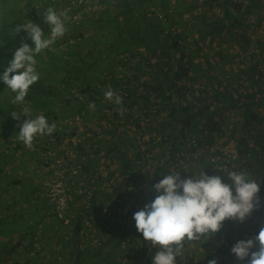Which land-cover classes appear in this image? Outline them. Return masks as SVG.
<instances>
[{
    "label": "trees",
    "instance_id": "16d2710c",
    "mask_svg": "<svg viewBox=\"0 0 264 264\" xmlns=\"http://www.w3.org/2000/svg\"><path fill=\"white\" fill-rule=\"evenodd\" d=\"M22 6L30 9L22 23L34 22L46 37V9L68 14L65 36L35 57L40 79L25 98L37 105L35 117L57 124L35 146L47 152L48 175L33 184L20 165L33 186L27 194L45 199L53 223L39 231L28 224L30 214L3 215L15 228L0 241V264H151L156 249L137 232L134 213L155 198L152 186L163 175L180 171L188 178L201 170L225 183L229 171L245 172L260 184L261 204L245 223L225 222L207 242L186 246L177 264H247L231 248L264 227V0H30ZM109 86L123 98L121 106L105 99ZM2 147L13 158L6 166L16 170L15 153L27 148L18 139ZM58 159L71 192L68 224L44 195L49 166ZM23 177L16 171V209L24 201Z\"/></svg>",
    "mask_w": 264,
    "mask_h": 264
},
{
    "label": "clouds",
    "instance_id": "9594fccd",
    "mask_svg": "<svg viewBox=\"0 0 264 264\" xmlns=\"http://www.w3.org/2000/svg\"><path fill=\"white\" fill-rule=\"evenodd\" d=\"M67 19L66 11L48 7L43 18L50 27L47 37L41 27L30 20L16 26L15 36L25 32L34 47L22 43L0 75V81L14 94L12 105H25L20 114L13 111L11 117L14 120H20L21 115L28 117L19 125L17 139L30 150H34L37 137L51 136L57 129V124H49L42 114L31 118V109L26 105L25 98L40 79L35 57L65 36ZM105 99L117 106L123 103V98L111 86L105 92ZM95 109L96 103L89 102V110ZM119 112L123 115V107ZM227 179L231 183H225L222 176H210L204 170L191 173L188 178H182L180 171H172L152 186L157 195L133 215L135 228L143 241L156 249L151 264H177L186 246L207 242L223 229L225 222L243 224L251 218L261 204L260 184L243 171H229ZM231 253L241 262L264 264V227L254 237L238 241ZM208 264H218V261L212 259Z\"/></svg>",
    "mask_w": 264,
    "mask_h": 264
},
{
    "label": "rangeland",
    "instance_id": "374dc122",
    "mask_svg": "<svg viewBox=\"0 0 264 264\" xmlns=\"http://www.w3.org/2000/svg\"><path fill=\"white\" fill-rule=\"evenodd\" d=\"M29 3L30 0H0V75L3 74L5 68L8 66V62L12 59L13 51L20 47L22 43H28L27 35L22 37V33H20L19 35L15 36L13 29L16 26L23 24L22 20L24 15L28 13V16L30 17V9L23 8L22 6L26 5L28 8ZM76 18H78V15ZM24 38L25 40H23ZM5 60L8 61L5 62ZM3 62L5 63L2 64ZM13 98L14 94L6 88V85H4L2 81H0V170L3 169V171L0 172V241H5L4 238L10 237V232L8 233L6 231L7 228L9 229L11 226L15 228V224H11V218L5 216L6 218L3 219V215L11 217L13 216V212L17 211V209L13 207L14 201L12 200L14 197L13 195L16 194L14 191L13 180L16 179L17 169L14 170L13 167L10 168L6 166V161L11 164L13 158L11 156H7L5 153V148L2 146L5 142H7V140L14 142V140L17 139L19 131H16L15 129L16 125L18 126L22 124V122L28 118L27 116L21 115L20 120L12 119L11 113L16 111L17 114H20L22 108L25 106L24 104L12 105L11 100ZM30 104L31 103H28V105H26L30 106L31 118H33L35 117L34 114L38 113V107L37 105H35V107H31ZM230 116V121H232L234 119V115ZM13 136H15L16 139H13ZM90 146V144H86L87 148ZM27 166L28 164H23L24 175L26 178H28L29 174L26 172ZM27 171H29V169ZM26 178H22L23 189L21 193L23 197L22 199L24 201L29 197L27 191L29 189L28 187L30 186V183L27 184L29 181H27ZM4 187H6L8 190V194L3 192ZM15 189L17 191L21 190H18L17 188ZM18 199H21V197H18L17 201ZM12 233L14 234L15 231Z\"/></svg>",
    "mask_w": 264,
    "mask_h": 264
},
{
    "label": "crops",
    "instance_id": "0c3cea01",
    "mask_svg": "<svg viewBox=\"0 0 264 264\" xmlns=\"http://www.w3.org/2000/svg\"><path fill=\"white\" fill-rule=\"evenodd\" d=\"M40 137H37L34 141V159L30 160V158H27L26 153H28L29 150L27 149H18L17 152L15 153V159H14V164L12 166H15L14 168L17 169V173H19L20 177H23V170L21 168L20 165L25 163L30 164V169L28 171V178H32V183L33 184H41L43 180H45V178L48 175V171H47V166L44 164V160L43 157L44 155L47 153L46 151L42 150L41 152L43 154L40 153V151L38 149L35 148V146L38 144L39 141L43 140L44 138H41V140L39 139ZM44 142V140H43ZM40 144V142H39ZM23 145V143H22ZM66 144H64L65 146ZM17 147V146H16ZM15 147V148H16ZM25 147V146H24ZM41 147V144H40ZM43 149V148H42ZM60 155V154H59ZM25 161V162H24ZM29 182H27L28 184ZM29 192L31 191L30 189L33 188V186H29ZM31 195V194H30ZM43 198V197H42ZM26 201H30V203L32 204L31 206H29L28 203L25 204V201H23V205L17 209V211H21V213L23 215H27L26 217L29 216L28 219V224L29 225H34L37 227V229L40 231L41 228L44 226H50L53 223V220L48 217V213H49V205L48 203L45 201V199L41 200V199H37V197L35 196H29L28 200ZM35 204V205H34ZM46 217V218H45ZM42 221V222H41ZM39 223V224H37ZM49 230L51 231V229L49 228Z\"/></svg>",
    "mask_w": 264,
    "mask_h": 264
},
{
    "label": "built area",
    "instance_id": "2783aa9c",
    "mask_svg": "<svg viewBox=\"0 0 264 264\" xmlns=\"http://www.w3.org/2000/svg\"><path fill=\"white\" fill-rule=\"evenodd\" d=\"M79 120L80 117L76 116L75 121L78 122ZM47 163L49 164V161ZM49 167L52 169V173L46 181L47 185L45 186L44 195L49 201L51 207L50 211H52L53 214H56L60 219H63L65 224H68L70 222V216L68 214L70 209L71 192L64 177L65 170L62 169V159H58L55 162L51 161ZM78 173L79 170L77 168L72 170V175H78ZM79 193H82V191L79 190Z\"/></svg>",
    "mask_w": 264,
    "mask_h": 264
}]
</instances>
